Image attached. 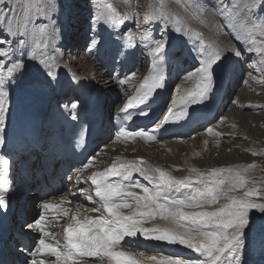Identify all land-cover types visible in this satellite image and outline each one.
<instances>
[{
    "label": "snow or ice",
    "instance_id": "obj_1",
    "mask_svg": "<svg viewBox=\"0 0 264 264\" xmlns=\"http://www.w3.org/2000/svg\"><path fill=\"white\" fill-rule=\"evenodd\" d=\"M199 2L213 18L220 17L222 23L217 21L218 26L226 28L240 47L225 44L223 47L213 46L208 51L202 34L197 33L200 47L190 48L196 58V66L186 72L187 78H195L197 83L187 95L180 97L184 105L193 106L211 99L217 84H222L233 73L234 61L239 62L245 54L251 53H259L264 57V43L259 47L247 46L255 45L257 35L264 39V0H219V3L212 4L205 3V0ZM60 11V0H0V58H7V64L0 63V177L10 169V160L5 159L4 154L7 149L5 129L11 88L23 77L28 62H35L49 83L57 78L56 55H45L48 43L37 41L25 51L27 37L37 32L50 41L60 35ZM132 19L133 28L141 33V23ZM159 19L157 16L145 17L141 39L137 44H131L132 30H124L128 20L119 13L107 19L94 14L90 18V26L110 28L114 34L118 33L116 39L121 44L117 55L120 57L128 54L129 45L135 48L152 36L150 55L155 66L158 60L165 58L170 47L166 35V17L161 24L162 35L159 39L154 38L149 27ZM92 30L96 34L90 38V45L99 47L103 42L99 38L100 32L96 27ZM173 30L178 36L186 35L180 27ZM261 62L264 63V60ZM135 75V72L131 73V76ZM127 82V78L122 81ZM165 86L166 73L157 72L153 67V71L144 78L142 91L128 100L121 112L125 113L126 119L131 120L133 117L127 113L133 103L144 105L147 109L151 98ZM171 104H176V101L172 100ZM62 107L68 109L69 105ZM77 107L78 103L75 102L70 105L71 110ZM149 110L140 114L147 115ZM168 112L169 115L164 116L156 129L161 124L187 118V108L173 114L169 106ZM207 131L212 133L211 128ZM120 132L124 139L140 137L145 141H153L157 138L143 129L125 131L121 128ZM96 154L89 155L79 171L93 165ZM247 172L248 168H212L202 171L193 166L189 168L188 175L176 176L168 168L153 165L142 157H118L110 167L93 172L86 178L94 186V195L99 204L87 212L100 214L95 217L85 214L84 219H80L77 209L64 230L66 243L62 248L58 247V241H47L49 232L46 230L45 213L51 210L57 216L68 217L69 210L62 208V204L40 203L42 211L38 218L26 225L30 230H37L40 235L25 264H77L78 259L85 258H96V264H146L145 260L134 258L130 252L117 250L126 237L137 238L138 234L144 240L183 246L200 257L181 259L164 256L157 259L151 256L148 257L150 264H246L245 250L252 242L249 234L256 232L264 246V202L255 199L258 191L248 186ZM134 176L139 178L134 179ZM141 178L148 183H141ZM76 179L80 182L81 176L77 175ZM8 183L0 179V212H5L9 206L6 195L10 191L6 186ZM237 190H243L242 194L234 195ZM87 199L91 201L93 197L89 195ZM124 209L129 211L125 212ZM258 217L262 221L259 224ZM157 220L164 223H156ZM149 223L152 226L146 227ZM49 257L55 259L50 260Z\"/></svg>",
    "mask_w": 264,
    "mask_h": 264
},
{
    "label": "bare ground",
    "instance_id": "obj_2",
    "mask_svg": "<svg viewBox=\"0 0 264 264\" xmlns=\"http://www.w3.org/2000/svg\"><path fill=\"white\" fill-rule=\"evenodd\" d=\"M148 1L149 3L145 8V12L149 11L147 15L160 18L158 22L150 26L155 39H159L162 35L161 24L164 23V18H167L166 35L169 38V49L171 50L168 64L170 68L172 66L175 67L174 73L172 74L173 71H171V74L169 73L166 76L168 89L173 86L178 78H181V82L179 81L180 83H178L179 85L177 84L175 89L177 90L174 98L176 104L170 103L165 110L166 114H169L168 107L170 106L172 109L180 107L182 105L180 97L187 95L188 92L195 88V84L197 83L195 78L188 79L186 76V72L196 66V58L191 54L190 48L200 47L197 33L202 34L204 45L208 48H213V46L223 47L225 44L239 48L240 45L232 39L230 32L226 28L218 26L217 21L222 23L218 16L213 18L211 13L206 11L202 13L195 9L185 10V7L183 8L178 0ZM214 2L219 3V0H211V3ZM125 4L122 5L124 6ZM100 9L96 14L105 19L108 16L119 13V9L111 4H104ZM62 23L64 22L62 21ZM129 24L128 21L124 25V30ZM70 25L73 24H64L60 35L50 39V41L45 36H39L37 32L31 33L27 37L25 51L28 50L31 44L37 41L48 43L45 55H56L57 78L49 83L39 70V66L35 62H28L23 77L15 87L11 88L9 97L10 110L6 116L5 137L7 138V135L15 127L16 120L21 115L28 112L39 114L44 146L41 150L34 149L31 153L21 157L30 163L28 171L33 180L37 178L38 170H44L43 164L47 163L54 165L55 173L62 180V184L57 190L58 194L42 199L40 194L35 193L34 190L28 192V185L31 184L24 185L28 183L25 182V177L20 172L17 174L16 193L12 200H9L10 209L15 217L19 216L14 218L13 227L15 232L24 230L27 224L33 223L38 218L42 211L39 207L42 201L62 204V208L69 210L68 217L57 216L51 210L45 213V223L53 229L52 232H49L47 241L52 243L58 241V247L62 248L63 244L56 239V235L54 234L56 228L60 231L59 225L61 223H65L67 226L71 216L76 213L78 208L80 215L89 213L92 216H98L100 214L97 212H87L88 209L97 207V205L93 200L89 201L85 196L79 194L80 191H84L85 193L91 191V182L86 178L93 172L103 171L107 167H110L118 157L121 159H137L142 157L153 165L168 168L176 176L188 175L189 168L193 166L202 171L212 168H233L240 170L248 168V172L245 173L249 181L248 186L257 189L258 195L255 199L259 201L260 196L264 194V81L259 79L260 73L264 72V70H261L264 68V63L261 62L264 57H261L259 53L247 54L242 57L241 61H234L235 68L233 73L225 78L226 81L220 90V100L227 101L228 104L224 109H221L220 114L216 115L217 117L214 120L204 126V130H206L205 127L215 125L219 117L224 116L220 125L215 127V130L218 132V138L216 136L214 140L210 141L206 134H196L190 138V134L195 132L191 130L186 134L172 135L159 142L148 144H141L137 137L120 140L112 135L108 140L107 138L110 137L109 135H111L112 131L109 128L108 122L104 121L101 129L102 135L96 142L97 147L92 151V154L98 153L95 155L94 164L83 168L82 171H79L81 168L71 167L67 173H64L60 167L61 159L58 154V147L62 141L61 128L58 123L59 119L63 116L72 117V120L76 119V112L81 98L77 82L84 83L90 92H94L95 94L110 95L106 108L108 109L112 105L113 109L108 112L113 113L114 110L123 108L128 100L139 94L143 80L150 74L153 66L150 55L152 36L147 41L139 43L135 48H131V45H129L130 50L128 54L120 57L117 55V52L121 41L116 39L118 33L114 34L112 29L92 26V28L96 27L100 32L99 38L103 41L99 47H95L90 45V43L87 45V42H85V40L89 39L87 33L80 37V39L73 40L69 38L67 30ZM175 27H180L186 35L178 36L173 30ZM92 31L93 34L90 38L96 34L94 30ZM142 32L143 30H141ZM141 33H137L136 31L131 32V44H137L141 39ZM261 39L257 35L255 45L247 46L259 47L262 44ZM262 41L264 43V39ZM72 52L75 54L81 53L77 65L72 64L73 60L70 54ZM249 55L251 57L254 56V59L258 62V64L253 63L258 66L256 69L247 64L246 58ZM176 56L180 58L177 59ZM0 63L7 64V58H0ZM246 69L249 70V74L247 80L244 81L241 76L245 74ZM132 72H135L136 75L131 76ZM126 78L128 82L122 83ZM5 79H7L6 70ZM237 82L240 83L238 84ZM235 88L236 92L234 93ZM49 100L50 102L48 103ZM74 102L78 103V107L75 110H71L70 105ZM63 105H69V108L65 109L62 107ZM185 106L183 104V107ZM43 119L45 123L44 129L41 121ZM226 119H232V128H229L224 123ZM221 133L224 135H221ZM221 136L227 138V140L222 139ZM106 139L107 141L103 142ZM194 153H199V155H194ZM5 154L9 158H16V153L9 151ZM77 175L81 176L80 182L76 179ZM67 178L70 180V185L75 184V187L73 188L69 185L68 189L63 192V183ZM137 178L139 177H134V179ZM141 183L147 184L148 182L141 178ZM33 185L35 184L33 183ZM70 190L74 192L70 193ZM242 192L243 190H237L233 194L240 195ZM77 203L85 204L88 208L85 207L84 211L83 208L75 206ZM123 211L128 212L129 210L124 209ZM257 220L258 224L262 222L259 217ZM156 223L164 222L157 220ZM145 226L151 227L152 225L149 223ZM27 230L29 238L36 242L38 240L37 236L40 235L38 231L35 229ZM249 239L252 242L245 250L244 259L246 264H256L258 261H262L264 264V246L261 244L259 235L256 232L250 233ZM117 250L130 252L134 258L145 260L146 264H150L148 257L151 256H155L157 259L164 256H173L174 258L178 257L181 259L200 258L199 254L183 246L144 240L139 237V234L137 238L126 237L117 246ZM24 254L28 256V253L21 249L11 253L18 260H23Z\"/></svg>",
    "mask_w": 264,
    "mask_h": 264
},
{
    "label": "rangeland",
    "instance_id": "obj_3",
    "mask_svg": "<svg viewBox=\"0 0 264 264\" xmlns=\"http://www.w3.org/2000/svg\"><path fill=\"white\" fill-rule=\"evenodd\" d=\"M190 1H191V4H190ZM178 2L181 4V6L183 8L185 7V10L186 9L187 10L188 9L189 10L195 9L197 11L199 10L202 13L205 12V10L201 7V4H200V2L198 0H194V1L193 0H185V1L181 0V2H180V0H178ZM102 3L111 4L112 6H115L117 9H119V14L124 16L130 23L129 25H127L125 30L131 29L132 30L131 32L135 31V29L133 28V19L132 18H135L136 20H138L141 23V30H143L145 17L148 16L147 14H149V11L145 12V8L147 7V5L149 3L148 0H60L61 11H60V14H59V17H58V20H59V25L58 26H60L59 28L62 29L64 24H73V25H70L68 30H67V35L69 36V38H71L73 40L74 39H80V37L84 36L87 33V35H89V39L85 40V42H87V45H88L90 43V36L93 34L92 26H90V18L92 17V15L96 14L98 11L101 10L100 7H102V5L104 6V4H102ZM124 3H126V4L123 6L122 4H124ZM205 3L212 4L211 0H205ZM191 5H193V6H191ZM189 6H191L192 8L189 7ZM62 21L64 23H62ZM151 30H152V28H151ZM38 35L40 36L39 33H38ZM262 40L263 39H261V42L263 43ZM82 42H84V41L82 40ZM83 47H84V45H83ZM70 54H71V57H72V60H73L72 64L73 65H77L78 64V59H80L81 53L79 52V53L75 54V53L72 52ZM246 55L247 54H245L244 56H246ZM176 58L178 59L180 57L176 56ZM246 59H247L246 60L247 64L251 65L253 67V69H256L258 67L256 65V64H258V62L256 61V59H254V56L251 57L249 55V56H247ZM253 63H256V64H253ZM255 65H256V67H255ZM174 69H175V67L172 66L171 67V71H173ZM261 70H264V68H262ZM171 71H170V74H171ZM173 73H174V71L172 72V74ZM248 74H249V70L246 69L245 70V74H243L244 76L243 75L241 76L244 81L247 80ZM242 78H240V79H242ZM259 79L261 81H264V72L260 73ZM179 81L181 82V78H178L177 81L173 84L174 89L177 87V84L180 83ZM244 81H243V83H244ZM237 83L239 84L240 82H237ZM238 84H237V86H238ZM263 84H264V82H263ZM235 92H236V88L234 89V93ZM105 96H106V102H109L110 95H105ZM227 104H228L227 101H222L221 100L220 109H224L227 106ZM110 109H112V105L109 106L108 110H110ZM220 111L221 110L218 111L217 116L220 114ZM217 116H215L213 119H215ZM224 123L227 124V126H229V128L233 125L232 119H226V120H224ZM109 128H110V125H109ZM196 134H206V131L205 130H203V131L196 130L194 133L190 134L189 137L192 138V136L194 137ZM217 134H218V132L214 129V130H212V133L206 134V135H208L209 140L212 141V140H214L216 138ZM221 135H224V134L221 133ZM109 136L110 137L107 138L108 140L112 137V133ZM221 137H222V139L227 140V138H225L223 136H221ZM217 138H218V136H217ZM107 139L104 140L103 142L107 141ZM263 172H264V169H263ZM64 183L69 187L70 180L68 179ZM70 187L74 188L75 184H73V185L71 184ZM65 191H66V189H65ZM70 191L72 193L74 192L73 190H70ZM259 201H264V194L262 196H260ZM57 238L58 237L56 236V239Z\"/></svg>",
    "mask_w": 264,
    "mask_h": 264
}]
</instances>
